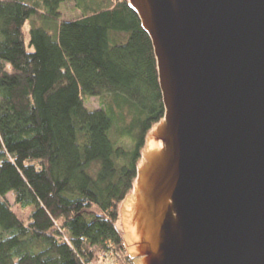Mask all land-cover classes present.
I'll return each mask as SVG.
<instances>
[{
	"label": "trees",
	"instance_id": "1",
	"mask_svg": "<svg viewBox=\"0 0 264 264\" xmlns=\"http://www.w3.org/2000/svg\"><path fill=\"white\" fill-rule=\"evenodd\" d=\"M68 2L80 17L60 18ZM32 17L44 25L26 37ZM163 115L152 42L127 1L0 0V264L125 251L120 206Z\"/></svg>",
	"mask_w": 264,
	"mask_h": 264
},
{
	"label": "water",
	"instance_id": "2",
	"mask_svg": "<svg viewBox=\"0 0 264 264\" xmlns=\"http://www.w3.org/2000/svg\"><path fill=\"white\" fill-rule=\"evenodd\" d=\"M164 105L120 206L132 264H264V0H125Z\"/></svg>",
	"mask_w": 264,
	"mask_h": 264
},
{
	"label": "rangeland",
	"instance_id": "3",
	"mask_svg": "<svg viewBox=\"0 0 264 264\" xmlns=\"http://www.w3.org/2000/svg\"><path fill=\"white\" fill-rule=\"evenodd\" d=\"M80 16H81V12L76 8V6L74 5L73 2L63 3L61 5V7H60V18L62 20L75 19V18H78ZM34 19L36 21H40L36 17H32L31 20L27 21V23L24 27L26 37L28 36V32H29V29L31 27V23ZM37 25L42 26V25H44V23L42 21H40V22H37ZM85 105L87 108L93 109V108L100 107L101 103H100L98 98L92 97V98H89L85 102ZM9 200L11 202L12 209L17 214V216L21 220L26 221L29 217L30 212H31V208H22L18 204H15L13 202L12 196H9ZM120 220H121V218H120ZM120 226H121V223H120ZM115 263L116 264H123L121 259L116 255L113 257L104 258V260L100 259V262H99V264H115Z\"/></svg>",
	"mask_w": 264,
	"mask_h": 264
},
{
	"label": "built area",
	"instance_id": "4",
	"mask_svg": "<svg viewBox=\"0 0 264 264\" xmlns=\"http://www.w3.org/2000/svg\"><path fill=\"white\" fill-rule=\"evenodd\" d=\"M115 255L118 256L121 259L123 264H127L126 261L124 260L125 257H123L124 255L127 256L126 251H120L117 248H113L112 250H110L108 252H101L100 253V258L104 260V258L113 257Z\"/></svg>",
	"mask_w": 264,
	"mask_h": 264
}]
</instances>
